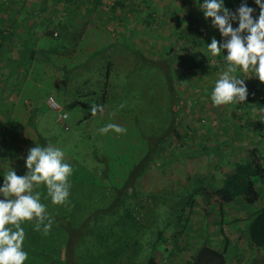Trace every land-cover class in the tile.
<instances>
[{
  "label": "rangeland",
  "instance_id": "rangeland-1",
  "mask_svg": "<svg viewBox=\"0 0 264 264\" xmlns=\"http://www.w3.org/2000/svg\"><path fill=\"white\" fill-rule=\"evenodd\" d=\"M2 1L0 0V2ZM26 1L31 7L40 4L42 0ZM101 1L105 5L111 6L115 0ZM133 1L134 3L127 0L128 7L119 9L114 14L108 9L96 13L102 19L101 21H105L106 26L113 29L114 33L106 29L101 24L102 22H92L82 30L79 44L73 53L60 56L45 52L49 51L45 50V43L50 47H59V49H63L62 51L71 49L74 39L70 40L64 33L59 38L54 37L50 40L40 41L41 43L38 42L40 46H37L35 61L29 66L12 61L10 67L4 66L1 69L0 89L11 85L14 87L23 86L22 84L40 85L45 88L44 92H36L39 96L38 99L43 102L38 106L39 108H34V103L37 104V102L29 100L26 109L30 116L34 115L33 125L36 128L34 131L45 140L50 142L52 140L48 144L60 148L64 154L72 155L75 152V157H73L77 163L74 161L73 163L78 166L73 167L74 171L69 180L78 179L94 185L100 184V177L97 174L101 164H98L96 159H91L89 147L90 139L94 138L91 143L98 150L101 149L104 134L98 130L105 123L103 118L96 117L97 115L88 119L85 117L92 113L91 109L94 106H101L104 102L101 90L106 85V73L110 65V78L107 81L106 94L108 101L105 103L104 110L115 112L133 123L134 120L137 121L139 135L144 141L145 136L165 132L172 117L176 118V127L173 130L176 129L178 134L171 135L164 144L163 152L159 158V164L165 163L164 168L161 170L152 168L147 171L137 183L136 197L126 200V203L132 201L133 205L129 214H127L128 208L125 200L119 207L117 205L110 207L115 202L112 200V196H106L108 199L100 198L98 201L92 198L84 203L75 200V203L67 205V217L65 219L62 217L58 223L54 222L47 213V220L51 219L52 228L54 226L55 230L50 228L45 234L43 225L39 229L36 228L40 237L37 236L38 234L32 235L29 240L33 239L34 242L40 240L41 245L36 246L41 248V252L39 253L38 249L36 252L29 251L27 244L28 257L24 264H50L54 259L59 264H93L95 254L104 249V246H97L99 243L96 238L104 233L107 238L110 231L115 237L125 234L124 239L132 236L133 242L138 240L140 249L132 261L135 264H145L148 251H152L150 243L155 241L159 231L166 228L167 221L179 220L180 214L183 217L181 225L187 220L189 229L188 232L184 230L182 238L178 241L179 246L186 241L187 235L193 237L195 241H200L205 237V232L213 244L219 243L217 246H222L220 243L224 237H228L231 248L236 245L243 247L247 245L242 233L237 232L233 221L246 215L249 212L248 207L226 205L220 211L217 207L210 206L208 207L209 212H206L209 214H206L202 210L204 207L201 205L202 200L198 199L200 206L195 207L192 214L189 215V208L187 206L184 208V203L187 202L190 186L192 188L198 186L194 184L197 177L207 176L208 171L212 170L211 172L220 182L222 173L225 170L228 171L232 163L238 159L241 160L245 155L247 149L241 148V146L244 147L245 144L258 139L264 143V112L258 107L259 100L262 96L264 97V83H261L256 77H250L245 80L248 96L244 102L214 105L210 98L211 91L215 86V81L224 70V60L222 59L223 55L227 53L225 50L218 56L222 59H217L211 56L207 50V44L212 39L211 36L207 34L190 36L195 32L189 33L187 27L189 7L194 14L196 13L194 15L198 19V22H195L196 26L206 23L199 7L200 2L194 0V5L188 6L186 3L183 4L187 0ZM188 1L190 2V0ZM241 2L242 0H224L225 6L233 12ZM246 2L249 7L253 8V18L255 19L259 15V7L254 0H246ZM57 7L61 9L62 4H58ZM149 13L155 18L152 26H147L144 21L139 20H148L146 15ZM62 15L59 12L57 19ZM29 19L32 22L33 15ZM77 19L78 17L75 19V23H78ZM208 21L211 23L210 19ZM237 26L234 22L233 27ZM192 28L196 29L194 26ZM79 30L80 28H78ZM179 31H186L184 37H179L176 34ZM216 31L218 30L216 29ZM22 33V30H18V34ZM217 37L218 42H223L219 31ZM23 39L25 38L22 37ZM114 41L116 43L111 48L92 57L93 59H89L94 52L114 44ZM13 45L15 50L22 49L18 46L17 38H13ZM132 49H137L151 60L162 61L169 49L173 51V54L180 55L182 59L176 62L174 67L175 74L178 73V75L174 80L171 96L163 85L159 87L158 82H162L163 77L158 74L157 69L145 68L137 70L135 73L131 72L132 74L129 73L136 63ZM9 53L14 57V60L18 58L17 54ZM194 56L200 58L201 62L198 68L193 65ZM38 59L39 63L36 61ZM32 64L35 65V68ZM41 67L49 70H41ZM65 71L67 72L66 78H64ZM235 75L243 79L250 74L237 72ZM59 87L61 90L55 96L56 94H53L51 89ZM48 89L50 93H48ZM4 92L5 88L3 97L0 98L3 101H5ZM60 97H63V103L58 101ZM51 99L59 106V109L51 105ZM64 115L65 117H63ZM112 134L115 133L112 132ZM96 137L99 138L94 141ZM123 139L130 140L129 142L133 145L139 144L141 149L139 137H133L131 131L127 130L123 134ZM14 140L17 141L16 137ZM74 143L77 145L76 149H73L75 148ZM231 145L233 148L229 149ZM127 146L129 145L126 144ZM203 147L214 151L211 150L205 155H195L197 150ZM216 149L222 150L215 152ZM262 149L264 150V145ZM101 155L100 152L98 156L102 158ZM83 166L89 170L93 169L95 172L89 173L83 170ZM116 180V182L123 181L121 174H118ZM187 180L191 185L186 184ZM37 191L42 194L47 212L52 210L54 204L47 195L46 186L41 183ZM33 192H35L34 189ZM106 192L112 195L108 190ZM99 195L102 197L105 194L101 192ZM140 203L142 206L149 207L150 214L145 213L143 208H139ZM173 203L178 204L175 210ZM259 205L257 204L256 207ZM221 213L224 214L221 215ZM204 214L207 216L205 217ZM145 224H148V228ZM174 225L168 229L171 233L177 230ZM31 243L33 242L31 241ZM162 247L159 246L157 250L159 253L157 258L160 263L165 264L167 253L163 252ZM232 253L233 250H230L227 264H250V259L246 258L248 253L244 254V258L235 262L231 261ZM190 254L191 252L175 250L169 264H178L182 259L188 258ZM51 263L53 264V262Z\"/></svg>",
  "mask_w": 264,
  "mask_h": 264
},
{
  "label": "trees",
  "instance_id": "trees-1",
  "mask_svg": "<svg viewBox=\"0 0 264 264\" xmlns=\"http://www.w3.org/2000/svg\"><path fill=\"white\" fill-rule=\"evenodd\" d=\"M134 3L133 0H130ZM200 3L203 0H199ZM187 4L188 6L193 4L194 0H187L183 2V4ZM58 4H62V8L59 9ZM128 7L127 0H115L111 6H107L101 0H42L40 4L29 7V3L26 0H3L0 2V76L2 75L1 69L4 66L10 67L12 61H16L17 63H24L28 66L35 59L37 53V46H40V43L45 40H50L51 38H59L61 35L68 36L71 40L73 38L72 48L62 51L63 49H59V47L50 45L47 46L45 43V52L55 53L60 56H67L73 53L76 50L77 45L79 44V40L81 38L82 30H84L88 24L92 22L101 23L106 29H109L112 33H114L113 29H110L106 26L105 21H101L102 19L96 15V13L101 12L102 10L108 9V11L114 14L118 12L119 9H125ZM191 10V7H189ZM187 13V27L191 37L200 36V35H208L212 38H218V31L210 25L211 23L205 19L206 23L203 25L196 26L195 22H198V19L194 17L192 10ZM61 12L63 15L58 17L57 14ZM33 15L34 20L31 22L29 17ZM201 15V14H200ZM148 20L139 19L140 21H144L147 26H152V22H154V16L149 13L146 15ZM78 17V23H75V19ZM194 26L196 29L192 28ZM78 28L80 30L78 31ZM18 30H22V34H18ZM190 30H192L190 32ZM201 30V31H200ZM186 31H179L176 33L179 37H184V33ZM24 34V36H23ZM183 35V36H182ZM22 37L25 39L22 40ZM13 38H17L18 46L21 50H15L13 45ZM190 39V37H189ZM41 41V42H40ZM40 42V43H38ZM109 45L106 48H102L94 52L89 59H93L92 57H96L102 52H105L106 49L112 47ZM181 48V47H180ZM179 48V49H180ZM133 55L135 57V66L129 71L135 73L137 70L142 69H157L163 77L162 82L159 81L160 85H163L169 96L172 95L174 89V80L177 75L175 74L174 67L176 62L181 60L179 54H173L172 50L169 49L166 54L165 59L160 61L159 59L151 60L147 59L146 55L137 49H132ZM12 52L18 55L17 59H13L12 55L9 53ZM207 57V55H205ZM193 65L195 68L200 66V58L194 56ZM213 58V57H212ZM211 58V60H212ZM217 59H222L221 57L216 56ZM139 59V60H138ZM223 60V59H222ZM111 66V65H110ZM108 67L106 73V82L105 87L102 91V99L103 103L101 106L105 107L106 101H108L107 94V81L110 78V68ZM67 72H64V78H66ZM129 84V83H128ZM92 94V93H91ZM259 109H264V99L261 98L259 100ZM36 111L34 110V113ZM114 112V111H113ZM100 112L97 111L96 114ZM115 113V112H114ZM95 114V115H96ZM177 114V113H176ZM175 114V115H176ZM93 116V113L89 114L86 119ZM177 117V116H176ZM34 123V115H31L29 119V125L36 130ZM134 123L138 129V122L134 120ZM176 118L172 117L169 125L167 126L165 132L160 134H153V136H143L146 143V152L143 158L136 161L130 168V170L126 173V177L119 187H115L112 185V181L110 180V171H109V159L106 156H102V158L97 156V152H94V158L101 161L102 171L100 173L99 182L101 186H107V188L102 189L104 196L106 197V191L112 193L109 194V197L112 196V200L115 202L111 204L110 207L121 206V202L127 199H133L136 197V186L138 181L144 176V174L151 170L152 168H164V164H159V158L163 152L164 144L166 140L169 139L171 135L177 134L176 129ZM170 132V134H169ZM141 134V133H140ZM143 135V134H142ZM178 135V134H177ZM52 141V140H51ZM50 141L45 140L42 136H40V145L46 146ZM264 143L262 140H254L248 144H245V155L241 160H236L231 164V167L228 171H224L222 173V177L220 182H218L217 178L212 170L208 171L207 176L197 177L195 179L196 182L194 184L198 185L195 188L190 186L191 190L188 194L187 202L184 203V208L187 206L189 208V215L192 214L195 207L200 206L197 201L201 199L204 205L202 207L203 212H209L208 207L212 206L213 208L217 207L220 211L224 209L226 205H240L246 206L249 209V212L240 216L239 218L233 221V224L238 233H242V237L245 239L246 244L249 246L251 250L263 251L264 252V150L262 146ZM231 145L229 149H232ZM212 149L208 147H203L202 149L197 150L195 155H205L208 154ZM222 149H216L219 151ZM214 150H212L213 152ZM78 166V165H77ZM218 168V167H217ZM79 171V168L77 169ZM222 170V169H219ZM25 172L20 173L19 175H24ZM76 181L78 179H75ZM79 181V180H78ZM104 181V182H103ZM111 183L108 185L107 183ZM188 180L186 184H188ZM3 183V175H0V184ZM219 183V185H218ZM94 185V184H93ZM191 184H188V186ZM105 186V187H106ZM38 187H34V191H37ZM40 193V192H39ZM187 197V196H186ZM41 202H43L42 194H40ZM185 201V198H184ZM262 203V204H261ZM174 204V203H173ZM172 204V205H173ZM199 204V205H198ZM257 204H260L256 207ZM171 205V206H172ZM127 206V214L130 213L129 210H132V201L126 203ZM178 206V204H174L173 208ZM256 207V208H255ZM139 208H143L145 213H149V207L142 206L139 204ZM182 210V214L184 211ZM49 213V216L56 221L57 223L61 220L62 217L54 214L53 212ZM209 214V213H206ZM204 214L206 217L207 215ZM224 213H221V215ZM64 219L66 217H63ZM188 218V217H187ZM208 219V218H207ZM183 222V217L180 214L179 220L173 221L172 219L166 222V228L158 232L155 241L150 243L151 252L148 251V256L146 258L145 264H163L160 263L158 256V248L159 246H163V252L167 253V258L165 264H169L172 260V257L175 254V250H179L182 252H191L188 258L182 259L178 264H227L228 255L230 253V241L228 237H224L221 241V247L217 248L219 244H213L209 239V236L205 232V237L201 238L200 241H195V239L187 235L186 241L179 246L178 241L182 238L183 232H188L187 228V220ZM170 223V224H169ZM169 224V225H168ZM175 224V225H174ZM146 228H148V224H145ZM168 225V227H167ZM174 225L177 230L174 232L168 231L169 227ZM182 228L180 229V227ZM130 227V226H129ZM125 231V230H124ZM103 232V229H101ZM106 232V231H105ZM119 232V229H118ZM121 233V232H120ZM125 234H121L118 237H115L114 234L110 231L107 234V238L105 233L103 235H99L96 238L97 246H104L102 252L98 251L95 254V261L93 264H135L132 260L134 255L140 249L138 245L140 242L136 240L132 236L126 237L124 239ZM124 239V241H123ZM198 242V243H196ZM53 243V242H52ZM51 243V246H52ZM105 252V253H104ZM53 264H59L56 259H54ZM139 264V263H137Z\"/></svg>",
  "mask_w": 264,
  "mask_h": 264
},
{
  "label": "clouds",
  "instance_id": "clouds-1",
  "mask_svg": "<svg viewBox=\"0 0 264 264\" xmlns=\"http://www.w3.org/2000/svg\"><path fill=\"white\" fill-rule=\"evenodd\" d=\"M254 2L259 7V15L255 19L254 10L246 0H242L234 12L225 6L224 0H203L199 4L205 19H210L212 27L223 38V42L212 38L207 44L208 52L213 57L225 50L227 53L223 55L224 70L211 91L214 105L244 102L248 96L245 80L250 77L264 83V0ZM234 22L238 25L235 28ZM237 72L250 75L242 79L235 75ZM91 111L93 115L97 111L102 113L103 107L97 105ZM110 130L116 134L127 131L115 123H107L98 131L107 134ZM24 165L27 169L24 175H17L16 170L10 167L0 184V264H24L27 259L28 253L22 248L25 238L22 222L36 218V228L43 224L45 234L52 227L51 219L44 222L46 206L41 202L40 193L33 192L34 187L43 183L53 204H63L70 195L69 177L73 168L60 148L36 144L28 150Z\"/></svg>",
  "mask_w": 264,
  "mask_h": 264
},
{
  "label": "crops",
  "instance_id": "crops-1",
  "mask_svg": "<svg viewBox=\"0 0 264 264\" xmlns=\"http://www.w3.org/2000/svg\"><path fill=\"white\" fill-rule=\"evenodd\" d=\"M37 55V53H36ZM35 61V60H34ZM39 63V59L36 60ZM34 65V64H32ZM39 65V64H38ZM35 68V65L33 66ZM41 70H49L48 68L41 67ZM23 86H7L2 87L0 89V98L3 97V89L5 88L4 98L0 99V175L6 173V171L11 167L14 168L17 172V175L20 173H26L27 169L24 165V158L28 154V150L31 147H34L36 144L40 145V134L36 133L34 129L29 125L30 114L29 111L26 109V105L29 104L28 101L37 102L34 103V108H39L38 106L42 104V100L38 99V95L36 92H44L45 88L40 85H33L29 86L27 84H22ZM61 90V87L58 89H54L51 91L53 94H56ZM48 93L50 90L48 89ZM44 97V95H43ZM64 97V96H63ZM63 97L59 98L58 101L63 103ZM44 100V99H43ZM2 107V108H1ZM4 109V110H3ZM97 115V116H96ZM96 117H102L105 124L107 123H115L119 124L120 126L124 127L125 129L131 131L133 133V137H139V143L141 142V149L138 145H133L128 141L123 139V134L119 136V134H112L111 130L107 135H103L102 137V144L101 149L98 150L94 144L91 143L94 138L90 139V147H89V154L91 159H94V152L98 154L101 152L102 156H106L109 159V173H110V180L112 181V185L115 187L121 186L123 183L126 173L130 170L131 166L145 155L146 152V144L143 138L139 135L138 129L131 120H125V118L117 115L116 113L107 112L103 109V112L96 114ZM92 119V118H91ZM133 128V129H132ZM133 131V132H132ZM135 131V132H134ZM135 134V135H134ZM15 137L17 141L15 142ZM99 137H96L94 141H96ZM131 139V138H130ZM20 141V142H19ZM14 142V143H13ZM52 142V141H51ZM49 142V143H51ZM126 144L129 145L126 147ZM22 145V146H21ZM49 145V144H47ZM76 149V144L74 143ZM67 157V162L71 164L72 168L77 166V162L75 161V152L72 155L64 154ZM74 156V157H73ZM99 157V156H98ZM74 159V160H73ZM93 160V161H94ZM76 162V163H73ZM98 164H101L100 160L96 159ZM97 164V165H98ZM102 167V164H101ZM101 167L98 169V176L100 177ZM83 170L92 173L95 170H89L85 166L82 167ZM74 171V170H73ZM118 174H121L123 181H118ZM104 182V181H103ZM70 183V195L68 199L63 204H54L52 210H49L50 213L53 212L54 214L60 217H67L69 203H75V200L81 203L89 201V199L94 198L95 201H98L100 198H106L104 196H100L99 194L102 192V189L107 188V186L101 185H93L89 182L84 181H72L69 180ZM107 182H105L106 184ZM88 190V191H87ZM103 193V192H102ZM109 196L108 193H106ZM97 203V202H95ZM44 222H47V217H45ZM36 218H33L31 221H24L21 223V227L24 229L25 238L22 244V248L24 251L27 249V244L29 251H35L38 249V252H41V248L37 247L41 245L40 240L35 241L29 240V237L32 235H37L40 237V233H37L38 230L36 229ZM43 224L40 225V227ZM51 229L55 230V227H51ZM33 232L34 234H32ZM52 237V234H51ZM31 241L33 243H31ZM37 243V244H35ZM37 245V246H36ZM221 246H217L220 248ZM231 248V245H230ZM63 250V248H62ZM233 250L232 253V262L239 261L244 258V254L248 253V259H250V264H264V252L263 251H256L251 250L248 245L240 246L236 245L235 247L231 248ZM234 254V255H233ZM252 261V262H251ZM53 262V261H51ZM50 262V264H52Z\"/></svg>",
  "mask_w": 264,
  "mask_h": 264
},
{
  "label": "built area",
  "instance_id": "built-area-1",
  "mask_svg": "<svg viewBox=\"0 0 264 264\" xmlns=\"http://www.w3.org/2000/svg\"><path fill=\"white\" fill-rule=\"evenodd\" d=\"M261 98H263L264 99V97L262 96ZM50 102H51V105L53 106V107H55L56 109H59V106L58 105H56L53 101H52V99L50 100ZM63 117H65V115L63 116Z\"/></svg>",
  "mask_w": 264,
  "mask_h": 264
}]
</instances>
